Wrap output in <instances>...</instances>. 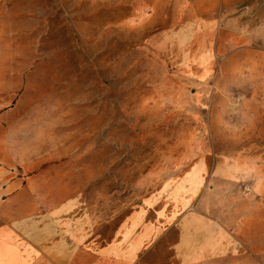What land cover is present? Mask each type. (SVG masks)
I'll return each instance as SVG.
<instances>
[{"label": "rangeland", "instance_id": "374dc122", "mask_svg": "<svg viewBox=\"0 0 264 264\" xmlns=\"http://www.w3.org/2000/svg\"><path fill=\"white\" fill-rule=\"evenodd\" d=\"M229 163L264 177V0H0V200L90 248L151 198L205 203L237 238L214 264H264V190Z\"/></svg>", "mask_w": 264, "mask_h": 264}, {"label": "crops", "instance_id": "0c3cea01", "mask_svg": "<svg viewBox=\"0 0 264 264\" xmlns=\"http://www.w3.org/2000/svg\"><path fill=\"white\" fill-rule=\"evenodd\" d=\"M226 165L231 173H239L235 177L251 179L257 191L264 190L261 175L253 176L238 163ZM203 171L202 164L191 171L196 173L197 185ZM225 179L230 182L233 178ZM155 202L151 198L145 203L147 212L142 209L131 214L110 243L90 248L69 233V219H59L57 209L24 215L13 201L0 200V264H155L153 250L165 249L168 240L172 241L168 246L170 258L158 264H214L213 260L236 247L235 235L213 217V212L205 213L210 208L205 203L201 206L204 211L197 206L171 216L161 207L154 210ZM172 226L177 227V233Z\"/></svg>", "mask_w": 264, "mask_h": 264}]
</instances>
